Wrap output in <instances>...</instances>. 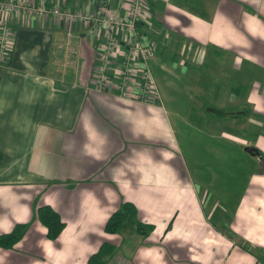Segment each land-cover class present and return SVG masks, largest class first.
<instances>
[{
  "label": "crops",
  "instance_id": "crops-1",
  "mask_svg": "<svg viewBox=\"0 0 264 264\" xmlns=\"http://www.w3.org/2000/svg\"><path fill=\"white\" fill-rule=\"evenodd\" d=\"M32 1L93 10L102 2ZM146 4L138 29L154 46L149 60L155 67L170 71L177 58L178 72L204 80L207 71L186 65L197 59L205 68L226 59L219 78L227 95L211 92L215 99L209 100L245 105L231 120L238 132L245 123L254 131L221 134L255 162L250 183L227 199L203 200L178 155L158 138L169 129L160 100L92 87L102 27L88 32L78 22L11 12L5 17L11 47L0 60V233L16 222L29 225L12 247L0 248V264H87L103 240L115 251L100 264H264V166L252 151L264 155V0ZM125 6V0L112 1L118 15ZM122 200L153 225L149 234L103 231ZM40 204L50 205L64 223L54 239L35 217Z\"/></svg>",
  "mask_w": 264,
  "mask_h": 264
},
{
  "label": "rangeland",
  "instance_id": "rangeland-1",
  "mask_svg": "<svg viewBox=\"0 0 264 264\" xmlns=\"http://www.w3.org/2000/svg\"><path fill=\"white\" fill-rule=\"evenodd\" d=\"M225 60L222 58L207 63L205 68L196 65L197 59L193 63L188 61L190 63L186 66L192 69L201 67V74L203 71L209 73L205 72L204 80L202 75L188 74V70L178 72L177 58H173L170 71L160 70L148 61L158 88L160 105L157 106L164 109L169 125V129L164 128L158 138L178 155L182 173H186L192 187L203 200H208V197L221 196V199H227L231 195L235 196V190L239 186L244 189L250 183V170L255 164L238 143L221 134L226 131L239 133L237 136H240L254 131L252 125L245 123L238 132L235 121L231 120L238 115L233 114L235 111L245 108L244 104L241 105V100L237 107L213 101L215 98L211 96V92L219 93L220 97H226L228 92L222 89L224 84H221L219 78V67L225 69ZM262 80L264 82V73ZM208 84L211 86L205 92L203 85ZM216 87L219 89L215 90ZM210 98H213L211 103ZM249 108L251 106L246 107L248 112ZM247 126L250 128H246Z\"/></svg>",
  "mask_w": 264,
  "mask_h": 264
},
{
  "label": "built area",
  "instance_id": "built-area-1",
  "mask_svg": "<svg viewBox=\"0 0 264 264\" xmlns=\"http://www.w3.org/2000/svg\"><path fill=\"white\" fill-rule=\"evenodd\" d=\"M112 1L102 0L93 10L69 9L42 1L0 0V60L11 47L12 30L5 18L11 12L78 22L88 32L94 26L102 27V42L89 73L92 87L143 102L158 100V88L148 62L154 46L151 41L142 40L138 29L147 9L146 0H125L122 16L115 13Z\"/></svg>",
  "mask_w": 264,
  "mask_h": 264
},
{
  "label": "trees",
  "instance_id": "trees-1",
  "mask_svg": "<svg viewBox=\"0 0 264 264\" xmlns=\"http://www.w3.org/2000/svg\"><path fill=\"white\" fill-rule=\"evenodd\" d=\"M254 153L260 154L264 166V155L258 149L253 148ZM35 217L45 228V236L54 239L63 227L58 212L48 204H40L35 208ZM29 225L28 221L16 222L8 231L0 233V248L12 247L26 231ZM153 225L149 222L141 221L137 217V208L133 202L122 200L117 207L112 210L105 219L103 231L107 233L120 232L122 230H131L141 236H146L152 230ZM115 251V245L112 242L103 240L97 249L87 256V264H100L105 262ZM264 262V254L259 257Z\"/></svg>",
  "mask_w": 264,
  "mask_h": 264
}]
</instances>
